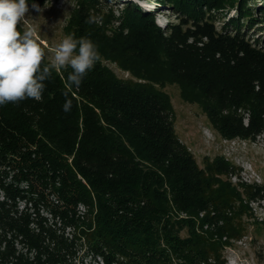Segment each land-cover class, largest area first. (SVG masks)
<instances>
[{
	"label": "trees",
	"instance_id": "1",
	"mask_svg": "<svg viewBox=\"0 0 264 264\" xmlns=\"http://www.w3.org/2000/svg\"><path fill=\"white\" fill-rule=\"evenodd\" d=\"M108 1L76 0L65 26L101 56L69 92L70 111V67L52 71L41 100L0 105V264H72L82 249L103 264H224L264 187L232 184L235 168L221 156L200 168L156 86L177 85L220 137L255 140L264 132V44L248 32L264 20L252 18L250 0H164L191 26L160 28L127 1L113 28L101 12ZM229 8L236 17L216 30L209 13Z\"/></svg>",
	"mask_w": 264,
	"mask_h": 264
},
{
	"label": "rangeland",
	"instance_id": "2",
	"mask_svg": "<svg viewBox=\"0 0 264 264\" xmlns=\"http://www.w3.org/2000/svg\"><path fill=\"white\" fill-rule=\"evenodd\" d=\"M127 1L134 3L142 11L153 12L155 22L160 28H164L166 25H180L186 29L191 26L190 24L184 25L182 18L172 7L165 4L164 0H111L102 3L101 12L104 17L112 20L113 28L118 26L116 19L120 18L124 3ZM38 6L41 11L33 9L32 4H28L29 12L25 19H28V23L36 27L44 41L43 46L47 50V48L58 44L66 35L65 26L71 12L76 8V0H43V3ZM248 6L255 22L264 20L261 17L264 0H250ZM209 14L213 15L212 21L216 30H219L228 18L236 17V10L229 8L223 13L214 14L211 12ZM20 27L24 30L22 22ZM259 28L261 29L257 31L255 29L249 31L248 35L253 38L258 35L259 41L264 44V23ZM48 55L50 57L51 54ZM46 59L48 60V57ZM105 65L121 79L130 77L116 64L105 63ZM156 89L169 97L174 134L188 148L200 168H203L206 158L211 160L216 156H221L235 168V173L230 177L232 184L255 183L264 187V132L255 140L224 139L212 128L205 113L198 105L182 100L177 85L156 86ZM244 123H246V119H244ZM251 206L254 216L243 218L244 236L240 240H231L229 246L223 250L224 264H259L257 260L260 261V264H264V227L257 224L261 220L264 221V202L257 200L252 202ZM182 216L184 215L182 214ZM180 236L185 237L186 230H182ZM96 262H100L99 259L96 258ZM96 262L91 253L82 249L72 264H97Z\"/></svg>",
	"mask_w": 264,
	"mask_h": 264
},
{
	"label": "clouds",
	"instance_id": "3",
	"mask_svg": "<svg viewBox=\"0 0 264 264\" xmlns=\"http://www.w3.org/2000/svg\"><path fill=\"white\" fill-rule=\"evenodd\" d=\"M32 8L41 11L35 3ZM28 12V0H0V105L19 103L27 98L41 100L44 81L50 78L52 71L70 67L67 90L63 93V110L68 112L72 107L69 92L73 87L79 88L83 78L101 59L100 53L91 39H77L71 33L46 50L36 27L25 19ZM96 20L93 15L86 23ZM46 57L48 63L44 64Z\"/></svg>",
	"mask_w": 264,
	"mask_h": 264
},
{
	"label": "built area",
	"instance_id": "4",
	"mask_svg": "<svg viewBox=\"0 0 264 264\" xmlns=\"http://www.w3.org/2000/svg\"><path fill=\"white\" fill-rule=\"evenodd\" d=\"M96 258L99 259L100 262H96ZM96 258H95V262H96V263L103 264V263H102V260H101L100 257H96Z\"/></svg>",
	"mask_w": 264,
	"mask_h": 264
}]
</instances>
